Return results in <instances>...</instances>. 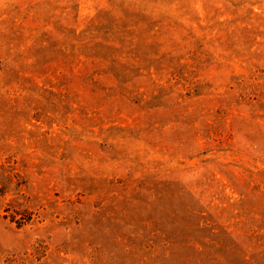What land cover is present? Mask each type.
Wrapping results in <instances>:
<instances>
[{
  "label": "rangeland",
  "instance_id": "374dc122",
  "mask_svg": "<svg viewBox=\"0 0 264 264\" xmlns=\"http://www.w3.org/2000/svg\"><path fill=\"white\" fill-rule=\"evenodd\" d=\"M0 264H264V0H0Z\"/></svg>",
  "mask_w": 264,
  "mask_h": 264
},
{
  "label": "trees",
  "instance_id": "16d2710c",
  "mask_svg": "<svg viewBox=\"0 0 264 264\" xmlns=\"http://www.w3.org/2000/svg\"><path fill=\"white\" fill-rule=\"evenodd\" d=\"M19 226H21V225H19Z\"/></svg>",
  "mask_w": 264,
  "mask_h": 264
}]
</instances>
